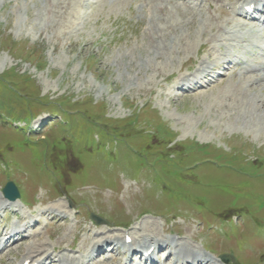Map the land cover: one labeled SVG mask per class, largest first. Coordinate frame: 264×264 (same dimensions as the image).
Listing matches in <instances>:
<instances>
[{
  "label": "rangeland",
  "instance_id": "rangeland-1",
  "mask_svg": "<svg viewBox=\"0 0 264 264\" xmlns=\"http://www.w3.org/2000/svg\"><path fill=\"white\" fill-rule=\"evenodd\" d=\"M125 2L81 11L71 0H0V191L9 177L26 204L66 194L79 210L50 219L38 236H49L43 252L76 253L99 231L122 236L86 213L131 222L137 237L147 214L162 217L148 226L159 237L179 230L238 264L262 263L264 102L256 109L252 97L264 82L218 96L238 69L173 91V77L206 57L199 43L215 22L172 8L155 25L141 0L110 9ZM29 243L0 264H17Z\"/></svg>",
  "mask_w": 264,
  "mask_h": 264
},
{
  "label": "bare ground",
  "instance_id": "bare-ground-1",
  "mask_svg": "<svg viewBox=\"0 0 264 264\" xmlns=\"http://www.w3.org/2000/svg\"><path fill=\"white\" fill-rule=\"evenodd\" d=\"M124 1H129V0H124ZM250 1H252V0H250ZM260 1H262V4H263L262 7H263V12H264V0H260ZM239 2H240L239 0H236L233 3V7H231L229 9L230 13L231 12L235 13L236 8L239 5ZM119 7H122V6H119ZM119 7H117V8H119ZM243 8L244 7L241 6V9H243ZM221 13L225 14L226 11L221 10ZM227 22H228L227 19L222 20V21H220V22H218L216 24V27L219 30H221L222 26L224 24H226ZM212 39H213V41L217 42V44H225L226 45V49H225V53H224L225 57H229V52H230L231 48H235L236 46H238L242 50V52H244V51L249 50V47L251 45L250 43L249 44L246 43L245 45H243L244 39L243 40H239V39H235L233 37L222 38L221 35L218 34V32L213 34ZM196 43H198V42H196ZM195 44H193V45H195ZM211 49H212V51H214V47H212ZM211 53H212V55H211L212 57L209 58L207 61H204L201 64V68L199 69L198 77H200V75H203V74H208L212 70H214L215 68H219L222 65V63L217 60L218 59V55L214 54V52H211ZM233 61L234 60L232 58H229V61H227V62L229 63V62H233ZM182 79H184V78H182ZM250 81H251V78H246L245 77V79H243V80L233 81L232 84L231 83L226 84L225 85L226 87H223V88H225V90L224 91L222 90L223 92H220V93H224V95L223 94H218V96H221L223 98V96H226V95H228V96H230V95L234 96L235 95V97L237 98L239 96V94L242 93V92L250 93L251 92L249 90L250 87H248ZM252 98H254V100H255L256 109L260 108L261 103L263 104V102H264V94L257 92V93H255V95ZM224 102H226V101L224 100ZM235 105H236V103H235ZM262 110H264V108ZM48 205H51L48 208H51V209H53L55 211H58V212H61L60 209H62L64 207V204L62 203L61 200H57L56 202L51 203V204L49 203ZM34 219H40V215L37 216V217H34ZM155 222H157L155 219L151 220L150 218L144 220L145 226H144V228L141 229V231H143V233L141 235L149 236V235H153L154 234V236H156L155 235L156 232L151 231L148 228L149 225L154 227L155 224H157ZM152 223H154V224H152ZM34 235L36 236L37 232H35ZM111 239L117 241L118 237L116 235H110L109 234L108 236H106L104 238L103 241H105V240L108 241V240H111ZM45 240L46 239L39 240V239L36 238V239H34L33 242L27 244L26 245V253L24 254V257L22 258L20 263L22 264L25 260H27L29 258H32V259H30V264H41V262H42V264L43 263H45V264H57V263L58 264H60V263H63V264H66V263L79 264V261L74 262L72 259H70L68 257H65L64 255L59 256L58 259L52 258L49 254L44 256L42 259L35 258V253L38 252V250H40V245L45 243ZM157 242H160V244H164L165 245L164 248H167L168 242L164 238L155 240V237H151L150 239H145V242L136 240V243H138L139 245L143 244V247H144L143 251L148 250L150 247L154 246V244L158 245L159 243H157ZM99 243H100V240H96L93 244H94V246H96ZM169 243H171L173 245V248H171L170 253L174 252L177 259H179V255L176 254L178 250L190 251L192 249L191 246L189 244H187L186 242L182 243V242H178V241L177 242L176 241H169ZM9 248L10 247L8 245H4V247L1 248V249H3V252H4V251L8 250ZM187 256H192L194 259L202 257V256L199 255L198 252H194L193 251L191 254L183 255V257L181 259L182 263L189 261L188 260L189 258ZM93 260H94L93 258H90L89 259V261H90L89 263L90 264H94V262H92ZM99 263L100 264H108L106 262L103 263V262H100V261H99ZM182 263H180V264H182ZM204 264H217V260H215L214 258L211 257V258L205 259V263Z\"/></svg>",
  "mask_w": 264,
  "mask_h": 264
},
{
  "label": "water",
  "instance_id": "water-1",
  "mask_svg": "<svg viewBox=\"0 0 264 264\" xmlns=\"http://www.w3.org/2000/svg\"><path fill=\"white\" fill-rule=\"evenodd\" d=\"M3 192L5 193L6 196L9 197H13V194H16V192L14 191V189L11 186V183H8L4 188H3Z\"/></svg>",
  "mask_w": 264,
  "mask_h": 264
}]
</instances>
